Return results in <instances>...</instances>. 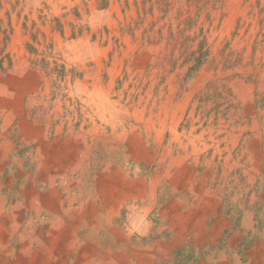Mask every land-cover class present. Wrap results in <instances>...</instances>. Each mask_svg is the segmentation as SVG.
<instances>
[{
	"label": "rangeland",
	"instance_id": "obj_1",
	"mask_svg": "<svg viewBox=\"0 0 264 264\" xmlns=\"http://www.w3.org/2000/svg\"><path fill=\"white\" fill-rule=\"evenodd\" d=\"M1 222L0 264L256 259L264 0H0Z\"/></svg>",
	"mask_w": 264,
	"mask_h": 264
},
{
	"label": "bare ground",
	"instance_id": "obj_2",
	"mask_svg": "<svg viewBox=\"0 0 264 264\" xmlns=\"http://www.w3.org/2000/svg\"><path fill=\"white\" fill-rule=\"evenodd\" d=\"M59 195V194H58ZM175 215V214H174ZM84 216V215H83ZM4 220V219H3ZM5 222H8V224L9 225H13V224H16L17 223V218L13 215H10L8 218H6L5 220H4ZM5 222H1L0 223V236H1V240H0V243H4L5 242V237H4V235H3V228H2V226L4 225V224H6ZM186 223H187V221H186ZM195 223V222H194ZM188 224V223H187ZM197 224V223H196ZM3 227H5V226H3ZM44 228V227H43ZM202 229V228H201ZM44 235V234H43ZM56 235H53L51 238H50V240H52V242H53V244L54 243H57V241H56ZM49 239V238H48ZM58 245V244H57ZM54 248H51V249H49V251L50 252H53L54 250H53ZM56 251V250H55ZM54 251V252H55ZM45 258V257H44ZM34 259V258H33ZM47 259L45 258V261L43 262L42 261V263L41 264H49L48 263V261H46ZM32 261V260H31Z\"/></svg>",
	"mask_w": 264,
	"mask_h": 264
},
{
	"label": "crops",
	"instance_id": "obj_3",
	"mask_svg": "<svg viewBox=\"0 0 264 264\" xmlns=\"http://www.w3.org/2000/svg\"><path fill=\"white\" fill-rule=\"evenodd\" d=\"M4 153V152H3ZM16 226V225H15ZM53 236V235H52ZM50 245H52V240L50 242ZM57 244V243H54ZM52 248V247H51ZM50 248V249H51ZM255 258L252 261H250L248 264H260L261 263V256L264 255V248H255L254 249ZM239 264H242V262H238Z\"/></svg>",
	"mask_w": 264,
	"mask_h": 264
}]
</instances>
